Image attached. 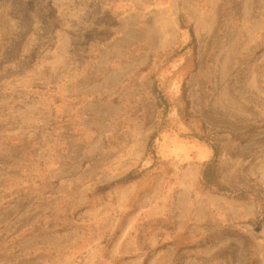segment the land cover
I'll return each instance as SVG.
<instances>
[{
	"label": "rangeland",
	"instance_id": "1",
	"mask_svg": "<svg viewBox=\"0 0 264 264\" xmlns=\"http://www.w3.org/2000/svg\"><path fill=\"white\" fill-rule=\"evenodd\" d=\"M0 264H264V0H0Z\"/></svg>",
	"mask_w": 264,
	"mask_h": 264
},
{
	"label": "trees",
	"instance_id": "2",
	"mask_svg": "<svg viewBox=\"0 0 264 264\" xmlns=\"http://www.w3.org/2000/svg\"><path fill=\"white\" fill-rule=\"evenodd\" d=\"M202 140H205L201 138ZM208 140V139H207ZM209 145H211L213 149V158L204 163L203 168V183L206 187L215 190L217 193L224 195H234L235 197H241L243 195L242 192H239L236 195V191L231 187L227 186L221 177V168L219 166V154L220 148L217 145H213L210 141H206ZM139 174L132 172L127 175L123 180L131 181L138 177ZM242 198V197H241Z\"/></svg>",
	"mask_w": 264,
	"mask_h": 264
}]
</instances>
